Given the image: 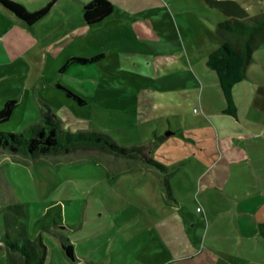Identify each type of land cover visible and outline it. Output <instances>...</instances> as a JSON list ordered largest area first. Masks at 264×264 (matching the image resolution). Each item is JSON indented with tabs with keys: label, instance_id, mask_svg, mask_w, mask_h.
Masks as SVG:
<instances>
[{
	"label": "rangeland",
	"instance_id": "obj_1",
	"mask_svg": "<svg viewBox=\"0 0 264 264\" xmlns=\"http://www.w3.org/2000/svg\"><path fill=\"white\" fill-rule=\"evenodd\" d=\"M10 1L30 14L52 8L29 26L0 2V109L19 103L0 132L20 133L49 108L67 132L95 131L139 150L132 158L89 147L32 158L0 147V242L3 208L22 203L29 236L42 234L52 247L47 264L264 263V240L243 225L249 197L234 199L223 185L219 103L211 98L209 113L183 59L189 39L200 54L214 46L215 8L116 0L118 17L88 32L90 0ZM101 54L60 72L72 57ZM54 234L70 238L76 259Z\"/></svg>",
	"mask_w": 264,
	"mask_h": 264
},
{
	"label": "trees",
	"instance_id": "obj_2",
	"mask_svg": "<svg viewBox=\"0 0 264 264\" xmlns=\"http://www.w3.org/2000/svg\"><path fill=\"white\" fill-rule=\"evenodd\" d=\"M205 1L211 7H221L218 0ZM0 2L29 26L41 21L52 8L51 3L30 14L21 4L10 0H0ZM113 11L114 6L110 0H92L84 5L83 20L87 26L97 27L109 18ZM251 20V25L237 19L220 22L217 26V33L220 37H223L226 32L246 37L248 39L247 47L245 50H241L228 41L222 40L219 47L208 56L207 60V65L217 75L226 101L224 112L232 116L237 114L234 87L244 79L246 68L253 59V51L264 42V20L258 17H253ZM103 58H105L104 54L91 59L72 57L64 63L60 72L63 73L76 64L86 65L98 62ZM68 95L76 99L80 105L85 104L71 92H68ZM18 106L17 100H7L0 109V124L8 122ZM0 147L15 153H23L32 158L69 154L83 147L102 149L118 157L132 158L139 150L135 146L128 148L120 146L112 137L103 133L95 131L67 132L62 128L61 119L49 108L41 114L37 124L20 133L0 132ZM148 163L166 171V168L154 159L148 158ZM24 212L25 208L22 203H15L3 208L5 230L0 242V249L6 253L5 264H47L52 247L42 234L37 235L34 239L29 236L25 223L21 220ZM261 230L264 233V224ZM56 237L62 241V248L67 255L76 259L74 245L70 238L57 234Z\"/></svg>",
	"mask_w": 264,
	"mask_h": 264
},
{
	"label": "crops",
	"instance_id": "obj_3",
	"mask_svg": "<svg viewBox=\"0 0 264 264\" xmlns=\"http://www.w3.org/2000/svg\"><path fill=\"white\" fill-rule=\"evenodd\" d=\"M90 1L85 2L84 5ZM110 1L113 4L116 0ZM218 1L221 3L220 8L211 7L204 0L207 6L215 8L217 12L218 20L215 22V33L214 36H210L214 46L209 48L207 53L200 54L201 44L196 40L189 39L187 43L185 42L186 55H183V59L186 58L184 60L186 70H188L186 72L198 77L201 81L198 90L202 96V104H206L209 113H214V107L209 103L210 99L217 98L219 103L223 121L217 128L216 137L220 151L219 166L221 167V177L225 180L223 185L227 190L226 193L234 199L249 197L244 200L245 202L249 201L247 203L249 215L243 225L245 228L250 227L255 238L264 240V233L261 230L264 224V42L253 51V59L246 68L244 79L234 87L237 105L235 116L224 112L226 101L217 75L207 65L208 56L219 47L222 40L228 41L241 50L246 49L248 42L246 37L231 32H226L223 37H220L217 33V26L220 22L233 21L234 19L244 21L249 25L252 24L253 17L264 20V0ZM115 17L118 15L114 9L113 14L100 25L106 24L107 21ZM85 28L89 32L95 27L91 28L85 24ZM208 130L209 136L215 135L211 128ZM240 202L243 203V201ZM54 235L56 236V234Z\"/></svg>",
	"mask_w": 264,
	"mask_h": 264
}]
</instances>
